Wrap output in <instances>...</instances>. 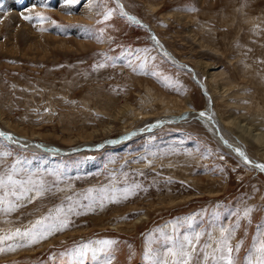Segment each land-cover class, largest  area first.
Instances as JSON below:
<instances>
[{"label":"rangeland","instance_id":"rangeland-1","mask_svg":"<svg viewBox=\"0 0 264 264\" xmlns=\"http://www.w3.org/2000/svg\"><path fill=\"white\" fill-rule=\"evenodd\" d=\"M120 5L139 23L122 15ZM24 35L38 43L31 51ZM0 43V127L21 137L64 147L100 143L159 116L179 115L187 104L206 109L210 94V106L223 114L231 109L220 101L226 94L217 93L199 58L215 63L218 76L239 92L230 111L264 129V0H0ZM147 89L155 98H173L174 111L164 113ZM128 104L148 112L136 119L122 112ZM229 135L264 163L250 137ZM11 141L0 137V154L9 153L0 155V176L15 165L16 179H31L37 188L43 181L45 190L19 201L10 196L18 206L0 210V238L12 237L0 241V264H172L181 257L170 251L182 244L192 253L189 264H226L221 255L232 264L264 258V173L227 151L196 118L70 157ZM88 189H105L118 202L100 207L98 201L89 211ZM61 208L75 210L66 230L31 246L14 236L44 217L62 216ZM225 238L230 254L217 251ZM104 240L115 243H98ZM85 244L98 251L73 258Z\"/></svg>","mask_w":264,"mask_h":264},{"label":"snow or ice","instance_id":"snow-or-ice-1","mask_svg":"<svg viewBox=\"0 0 264 264\" xmlns=\"http://www.w3.org/2000/svg\"><path fill=\"white\" fill-rule=\"evenodd\" d=\"M76 2L77 0H64V3H66L67 5H72ZM120 8H121L122 15L127 16V18L131 21H135L134 17L128 16V14L123 11V5H120ZM111 16H112V10H109L105 14L104 19L108 20ZM24 19L31 21L34 18L32 16H24ZM35 19L44 21V20H47L48 18L39 16V17H36ZM135 22L138 23V21H135ZM156 42L157 44H159V40H157ZM165 55H167V53H165ZM105 66L106 65L104 64H100L98 67L103 68ZM205 115L206 113L203 111L199 113L200 117H204ZM209 119H211V117H209ZM0 137H4L7 140H12L11 134L3 132V131H0ZM236 151L239 153L240 156L244 158L246 163L248 164L252 163V161L248 159V157L245 155L244 152L240 151V149H237ZM0 155L8 156L9 153L5 152ZM256 167L260 171L264 172V164H257ZM19 171L20 170L16 168V166L14 165L11 169V174L7 175L6 177L0 176V192H3V195H0V206L4 205L6 202L8 204L7 208L0 207V210L13 211L18 206L17 204L8 200V197L10 196L14 197L15 200L19 201L25 198L29 192L35 191L36 195L39 196V195H42L45 190L43 181H39V187L37 188L36 187L37 182H34L31 179L27 181L16 179L15 176ZM29 185H31V187H29ZM96 192H99L100 195L99 196L93 195V193H96ZM105 193H106L105 189H88V195H86L84 198L89 201V203L87 204V208L89 211L95 210L94 206L97 204L98 201H99L100 207H103L104 201L108 199H111V202H118L117 197L113 196L109 198V196L106 195ZM130 194H131L130 192H126L125 198L127 197V195H130ZM69 199H71V197H69ZM74 211L75 210L73 208L68 209V213H71ZM58 213L62 214V216L58 215L57 217H51V216L44 217L42 220H38L36 224L33 226V228L28 231L21 232L19 229H17V231L14 233V236L25 239L27 241L28 246H31L33 244H38L41 241L49 238L50 236L54 235L56 232L66 230L67 228L71 226V221L68 218V213H65L63 208L58 209ZM75 214L79 215L80 213L76 212ZM247 214L248 212H245V215ZM49 220H53L54 222L48 223L47 221ZM4 239H12V237H2L0 238V241ZM185 239L187 240L188 245L190 247L193 243L192 240H188L187 237ZM98 243L104 246H111L112 244L115 243V241L104 240V241H99ZM21 246L23 245H20V244L16 245V247H21ZM222 246L223 248L218 249L217 251L223 250L229 254L232 252V248L229 246L227 238H225L222 241ZM9 250H14V249H9ZM102 250L103 249H100V251ZM0 251H4V250L0 249ZM96 251L98 250L93 248L91 245L85 244V245H82L79 249H77L73 253V258L85 257L89 252H92L93 254H95ZM260 251L261 253H264V243H261ZM170 255L181 257V259L174 260L172 264H189V262L192 259L191 251L185 250V246L183 244L180 246V249L178 251H170ZM220 259L226 261V264H232L230 255H227V256L221 255ZM165 264H168V262L166 261ZM258 264H264V258H262L258 262Z\"/></svg>","mask_w":264,"mask_h":264},{"label":"bare ground","instance_id":"bare-ground-1","mask_svg":"<svg viewBox=\"0 0 264 264\" xmlns=\"http://www.w3.org/2000/svg\"><path fill=\"white\" fill-rule=\"evenodd\" d=\"M157 8L155 7V9H157ZM128 16H131V14L130 15L128 14ZM27 33H29V32H27ZM154 36H155L154 39H156V35L155 34H154ZM24 37L27 38V40H26V45L28 46L27 48L29 50L30 49H33V47H32L33 44L35 45L37 42H34L30 37H28L26 35H24ZM190 37L193 38L194 42H197L199 48L206 49L207 46L201 41V38L200 37L197 38L196 36H192V35H190ZM64 41L62 43L66 44L67 42H64ZM59 43H61V42H59ZM55 46H57V45H55ZM63 46L65 47V45H63ZM12 47H13V45L10 46V49L16 48V47H14V48H12ZM39 47H41V46H39ZM39 47H37V48H39ZM59 48H63V47L60 45ZM161 50H162V48H161ZM41 51H43L42 47H41ZM162 52L165 53L164 50H162ZM170 58H171V60L174 59V57H173L172 54L170 55ZM196 63H198L200 65V68L208 75V77H210L213 80V84H214V86L216 88L215 90L217 91V93L218 94H226V97H221L220 98V101L222 103H226L228 106H231V109L230 110H232L233 107H237L238 105H237L236 99L239 96V92L234 91V84L231 81L225 80V78L223 77V75L218 76L219 75V71H216L215 70V68H214L215 67L214 66L215 63H212V62L210 63V62H208L206 60H203V58L202 59L199 58L196 61ZM217 80H220V82H225V83L218 84L217 83ZM147 94L148 95H151V98H152L151 101H152V103H157V102L158 103H162V108L164 109V113H171V112L174 111V107H173L174 106V103L172 101L173 98L172 99L169 98L170 100H168L164 96L161 97L160 94L157 95L156 98H155L154 97L155 96L154 95L155 93L153 91H149L148 89H147ZM206 95H208V94L206 93ZM206 97H207L206 100H207V103H208L207 104L208 107L206 109H204V110H207V111L210 112V114L214 118L213 119L214 123L210 119H206V118L204 119L202 117H200L197 120H200V121H202L204 123V125L208 128V130L211 132V134L214 135V138L215 139H218L219 142L221 144H223L222 143V139H221L222 136L218 135V134H221L226 139H228L229 142L233 146H237V147H240L241 145L244 146V144H243L242 141H238V140L232 139L231 135H229L231 133V130H232L237 135L241 136V138H244V136L245 137H247V136L250 137V139L253 142H256V144L258 145V147H260V149L264 152V129H263V125L260 122L258 123V122L254 121L252 119L251 120H247V118H245V116L243 114H235V113L231 112L230 110L224 112L223 114H219L214 108H212L213 106H210L211 105V101H212L211 100L212 99L211 98L212 97L211 94L208 95V96H206ZM147 105H148V103L146 104V106ZM140 108L141 109H138V108H136V107L128 104V105L122 107V110H125V111H122V112H126L127 113L128 111H130V114L132 116H134V118L141 119L142 117L145 116V114H147L148 111L145 110L142 106ZM181 114H184L186 116V117H184V120L183 121H186V119H193V118L199 116V114H197V110H195L194 108L190 107L189 104L186 105V108L185 109H183L182 111L179 112V115H181ZM163 116H166V115L159 116L158 119H169V118H162ZM171 117H175V116H171ZM144 123H145L144 125H146L147 127H145L143 125V128H140V129H142V130L145 129L146 131H150V130H155L156 129V128H153L155 126L150 125L149 123H146V122H144ZM148 125H150V126H148ZM3 129H4V132L10 133L12 135V140H13V138L19 139V140H21L24 143H29L30 141H28V140H32V138L21 137V136H18L13 131L11 132L9 130H6L5 128H3ZM128 131H132V130L128 129L124 133H127ZM227 135L229 137H231V138H229ZM250 143H251V141H250ZM85 144L89 145V144H93V142L92 143L91 142H85ZM85 144L80 145V147H83ZM97 144H99V143H94L93 145H97ZM224 147L226 149H228L227 151H229V152L231 151L232 154H235V156H237L241 160V158L239 157V154L237 153L236 150H234V148L231 147V145L229 146V145H226L225 144ZM241 149H243V148H241ZM246 153H247V155L252 160L256 161V159H254L252 156H250L247 151H246ZM53 155L56 156L55 154H53ZM249 167L256 168L254 165H251V164H249Z\"/></svg>","mask_w":264,"mask_h":264},{"label":"water","instance_id":"water-1","mask_svg":"<svg viewBox=\"0 0 264 264\" xmlns=\"http://www.w3.org/2000/svg\"><path fill=\"white\" fill-rule=\"evenodd\" d=\"M187 67L193 72L194 69L187 64ZM201 111L205 112L206 115L202 118H206V119H209V117H211V121L214 123L213 121V116L210 114L209 111L207 110H204V109H200L197 111V114H199ZM171 116H175V117H171L169 119H155V121L153 120L152 121V124L153 128H156L157 127H161V126H164L165 124H172V123H181L183 120H184V117H186L184 114H181V115H171ZM196 119H199L200 116L198 117H195ZM134 129V128H133ZM133 129H130L132 131H128L127 133H123V134H118L117 136H114V138H106L105 140H102L99 144L97 145H93V144H85L83 147H80V146H71V147H62V146H59V145H53V144H50V143H46V142H38V141H35V140H28L30 141L29 143H24L22 142L21 140L19 139H15L13 138V140L11 142H14L16 143L17 145H20L21 147H24V148H27V147H35L37 149H39L40 151H45L47 153H52V154H60L62 156H71L72 154H77V153H82V152H85V151H100V149L106 147V146H114V145H117V144H120V143H123V142H126L128 141L130 138H133L134 136H137V135H140V134H143V132H146L145 129H138V128H135L134 130ZM137 129V130H136ZM0 131H3L4 132V129L2 127H0ZM10 134V133H9ZM221 137L222 139V143L225 145H231L232 148H234V150H237V149H240V151L244 152L245 155L248 157L249 160L252 161L251 165H254L256 167L257 164H264L262 162H258V161H254L252 160L246 153V151H244L243 149H241L240 147H237V146H233L228 139H226L223 135L221 134H218ZM12 136V135H11ZM39 145V146H38ZM238 153V152H237ZM239 154V153H238ZM239 157L241 158V161L243 163H246L244 158L242 156L239 155ZM248 164V163H246ZM249 165V164H248ZM257 168V167H256ZM258 169V168H257ZM259 170V169H258ZM260 171V170H259ZM264 173V172H263Z\"/></svg>","mask_w":264,"mask_h":264},{"label":"crops","instance_id":"crops-1","mask_svg":"<svg viewBox=\"0 0 264 264\" xmlns=\"http://www.w3.org/2000/svg\"><path fill=\"white\" fill-rule=\"evenodd\" d=\"M54 12H55V11H54ZM63 20H65V19H63ZM65 21H66V22H67V21L71 22L69 19H67V20H65ZM68 24H70V23H68Z\"/></svg>","mask_w":264,"mask_h":264}]
</instances>
